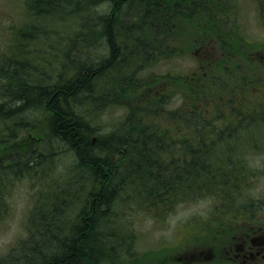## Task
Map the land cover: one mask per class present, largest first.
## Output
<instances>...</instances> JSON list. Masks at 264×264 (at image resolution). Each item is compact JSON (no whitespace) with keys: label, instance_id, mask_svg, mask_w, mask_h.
Segmentation results:
<instances>
[{"label":"trees","instance_id":"trees-1","mask_svg":"<svg viewBox=\"0 0 264 264\" xmlns=\"http://www.w3.org/2000/svg\"><path fill=\"white\" fill-rule=\"evenodd\" d=\"M233 7L234 0H19L0 46V215L17 182L33 195L25 236L0 264H109L135 253L131 211L162 223L199 199L213 206L189 222L214 229V239L221 230L231 236L225 227L235 219L249 220L239 246L258 236L264 192L250 193L264 188V160L253 159L264 149L263 77L241 79L258 88L253 104L224 78L219 85L230 93L213 104L204 82L186 84L201 79L199 71L136 77L176 47V29L194 27L203 37L204 26L218 22L225 30ZM171 84L191 94L167 110ZM115 105L125 109L119 126L97 134L90 122ZM160 111L168 125L144 121Z\"/></svg>","mask_w":264,"mask_h":264},{"label":"rangeland","instance_id":"rangeland-1","mask_svg":"<svg viewBox=\"0 0 264 264\" xmlns=\"http://www.w3.org/2000/svg\"><path fill=\"white\" fill-rule=\"evenodd\" d=\"M18 4L19 0H0V46L6 35L4 28L7 21L11 19V16L16 18ZM234 6L230 12L232 22L225 30L218 27V22L211 23L208 27L204 26L203 37L197 34L198 30L194 27L182 25L176 29V33L180 37L176 40V47L169 50L162 59H156L148 68L143 70L142 67L136 77H143L150 71L155 75L162 76L184 72L183 75L188 77V72L198 73L199 71L201 79H189V83L186 84L192 86L194 83L204 82L215 98L211 99L213 104L221 101L220 96L225 91V94L229 92L227 88L220 87L221 78L232 82V84H238L239 90L232 87V91L240 92L246 97L245 100L248 104H253L254 94L258 88L253 89L247 85H241V79L248 76H258L264 79V15H262L264 0H234ZM45 59L50 63H53L54 60L50 55H46ZM212 76L217 78L213 79ZM173 86L171 84L172 98H169L165 105L167 110L177 108L180 106L182 98L187 99V95L191 94V91L186 94L183 90L184 87ZM124 104L126 105L125 102ZM124 112L123 106L108 107L102 109L101 113L90 123L95 122V126L100 130L97 134L108 133L119 126ZM161 112L155 116L143 114L144 121L168 125L167 112L164 114ZM263 151L256 157L253 156L255 163L260 162V159L264 160ZM65 156L62 154L60 157L64 158ZM64 162L70 164L71 161L67 158L64 159ZM54 171L56 173L52 172L53 175L58 174L57 169ZM263 192L264 188L253 191L250 196L257 197ZM32 195L31 186L24 181L17 182L9 191L4 192V202L7 207L0 215V258L9 254L16 239L24 238L23 227L27 222ZM212 206L213 203L210 199L185 202L178 205L170 214L168 213L162 223H154L153 220L144 217L142 213L136 214L131 211L133 225L137 226L139 230H137L139 238L133 240L130 245V249L135 253L115 257L109 261V264H166L167 259L170 264H239L232 261L231 256L236 250H239L243 239L240 234L249 220L246 223H241L239 219L233 220L238 224L225 227L231 236H221L223 234L221 230L220 237L214 239L212 236L215 233L214 229L198 222H189L193 218L204 216ZM253 213L257 214V211ZM257 215L260 216L261 213L258 212ZM255 222L264 224V220L259 222L255 220ZM236 233L238 235H235ZM200 252L202 255L199 254ZM211 255L214 256V259L210 258ZM9 260L11 261V259Z\"/></svg>","mask_w":264,"mask_h":264},{"label":"flooded vegetation","instance_id":"flooded-vegetation-1","mask_svg":"<svg viewBox=\"0 0 264 264\" xmlns=\"http://www.w3.org/2000/svg\"><path fill=\"white\" fill-rule=\"evenodd\" d=\"M258 233L257 237L250 239V243L247 242L249 245L239 246V250H236L231 256L232 261L239 264H264V228H259ZM199 254L202 255L201 252ZM210 258L214 259V256L211 255Z\"/></svg>","mask_w":264,"mask_h":264}]
</instances>
